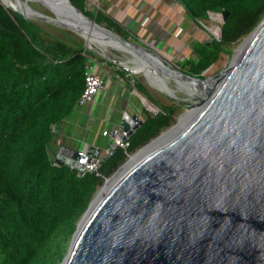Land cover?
<instances>
[{"label": "water", "instance_id": "95a60500", "mask_svg": "<svg viewBox=\"0 0 264 264\" xmlns=\"http://www.w3.org/2000/svg\"><path fill=\"white\" fill-rule=\"evenodd\" d=\"M47 1L38 0L54 16L30 4L35 15L11 8L27 19L72 31L69 21L88 25L159 69L208 84L189 99L167 93L190 110L105 179L61 264H264V18L228 67L198 77L98 23L71 0ZM212 13L222 14V23L229 16L226 8ZM99 53L136 74L125 61ZM143 122L140 114L125 109L119 126L131 138ZM78 159V149L62 144L54 163L82 170Z\"/></svg>", "mask_w": 264, "mask_h": 264}, {"label": "trees", "instance_id": "16d2710c", "mask_svg": "<svg viewBox=\"0 0 264 264\" xmlns=\"http://www.w3.org/2000/svg\"><path fill=\"white\" fill-rule=\"evenodd\" d=\"M90 18L126 39L130 32L86 0H71ZM193 20L210 12H229L219 39L200 47L196 63L187 62L192 76L202 77L223 52L248 36L264 18V0H178ZM133 40V39H132ZM94 58L108 61L76 36L50 34L39 22L23 17L0 0V264H61L72 236L95 192L128 159L177 122L180 103L160 104L133 77L135 88L162 111L143 107V124L130 138L127 152L116 151L100 172L79 177L57 165L49 146L78 108L85 71ZM117 65V64H116ZM119 66V65H118ZM126 77L128 71L118 68ZM143 114V113H142Z\"/></svg>", "mask_w": 264, "mask_h": 264}, {"label": "rangeland", "instance_id": "374dc122", "mask_svg": "<svg viewBox=\"0 0 264 264\" xmlns=\"http://www.w3.org/2000/svg\"><path fill=\"white\" fill-rule=\"evenodd\" d=\"M15 1L19 2L20 4L27 2V4H30L35 10L40 11L49 16H54L53 13L46 6H44L42 3L38 2L37 0H29V1L15 0ZM177 3H179L178 0ZM182 7L183 6H180V8L182 9V10L180 9L181 11L177 10V14L179 13L177 15V32L172 33L174 34V36H176L175 39L174 36L169 37V34L168 37H166L165 35L166 24L163 26L161 24L158 25V23L156 25L154 24V22L158 21L159 18H161V13L160 16L156 14L155 18L152 19L153 21H149L151 19L150 15L147 16L146 19L144 16L139 15L138 19L140 21L136 20L135 25L131 29L127 28V22L123 24L125 28L130 32V38L131 40L133 39L132 41L146 45L150 50H154L158 52L163 57V59L170 65L174 66L177 69H181L184 72H189L188 70L189 67L186 66V63L197 62V59L199 58L200 47L202 46V44H204L205 42H211L213 39H219L221 37L219 27L222 25L223 17L222 14L218 16L217 15L218 13L217 14L210 13L208 17L203 18L204 21L193 20L185 11V9ZM97 9L99 8L97 7ZM97 9L94 10L96 11ZM36 22H39L50 34L54 36L63 37L64 34L67 33L69 35H73L81 38L84 41V44L86 43L85 39L82 36H80L79 34L68 28L59 25H53V24L41 22V21H36ZM161 27L164 28V30H161L162 29ZM216 28L218 30L217 33L215 31ZM168 29H170L169 26L167 27V30ZM203 31H204V35H203ZM141 33L143 34L140 35ZM246 37L241 38L240 40L235 42L232 46H228L227 49L230 52L228 51L223 52L220 56V59L214 65H212L208 70H206L202 77L213 76L222 69L228 67L233 61L234 54H237L239 52V48L241 47V44L244 42ZM169 41L171 42L169 43ZM88 46H91L94 49V51L99 55H101L99 53L100 51L102 53H105L112 59H117L119 61H122V60H128L130 58V55L121 52L111 46H103L99 44H89ZM93 60L96 61L95 62L96 67L98 69H101L102 73H104L105 75L109 74L112 76L113 74H115V68L112 67V65L106 63L105 61L98 60L97 58H94ZM116 67L118 69L121 66L116 65ZM131 69L134 72H136V74L128 72L129 73L128 75L123 74L126 77L123 78L121 76L116 77L117 83H120L119 91L115 95L111 96V98H109L106 114L104 116L105 118L96 120V122L94 123V127L92 128L88 136V140H87L88 144H95L96 146L101 147L103 150L106 149L110 142V138L103 136L101 134L103 132L105 125L109 129H113L114 127L118 126L122 118V110L123 109L128 110L127 103L129 101H131L135 105L134 109L137 108L143 109V107L146 109L140 96L145 97L148 103L152 102L147 96H145L140 91L137 90L140 94L134 92L136 88L133 77L136 78L138 82H141V84L145 87L148 93H150L151 96H153L155 98V101H157L158 103L164 104V103H169L171 100H173L167 93L159 90L158 88H155V86H152L148 82V80H146L144 74L138 69H136V67L132 66ZM109 86H110L109 81H106V87L108 88ZM171 86L177 87L174 81H171ZM113 91H115L114 88ZM177 92L179 97L189 99V95L185 91L178 90ZM101 97L102 100H105L106 98V96H102V95L100 96V98ZM151 106L153 105L149 104V108ZM182 106L183 107L179 110L177 118L181 114H183L188 108H191V107H187L186 105H182ZM86 109L87 106H80L78 107L77 110L85 111ZM142 113L140 115L144 118L145 114L143 111ZM63 131L64 133H68L69 134L68 136H71L72 134L74 136L73 139H70L69 142L65 145H71L73 148H82L84 146L85 143L83 144V141H81V139H79L76 135L79 133L74 132V125H72L71 123H67ZM49 147H50L49 150L51 155H53L55 158V154L56 155L58 154L60 145L58 147L56 146L55 142H52ZM98 190L95 192V194L98 192Z\"/></svg>", "mask_w": 264, "mask_h": 264}, {"label": "crops", "instance_id": "0c3cea01", "mask_svg": "<svg viewBox=\"0 0 264 264\" xmlns=\"http://www.w3.org/2000/svg\"><path fill=\"white\" fill-rule=\"evenodd\" d=\"M174 1V2H172ZM87 6L89 9L100 11L101 13L107 15L110 19H112L115 23L124 26L123 23H129L133 20L140 21L138 19L139 15H142L147 18V16H151V19L149 21H153L152 19L155 18L156 14L160 16L158 21L154 22L156 25H165L166 24V37H173V32H177V10L181 11L180 4L177 3V0H86ZM178 4V5H177ZM178 6V7H177ZM181 9V10H180ZM143 17V18H144ZM142 18V19H143ZM170 27V29L167 30V27ZM125 27V26H124ZM162 28V27H161ZM161 30H164L162 28ZM160 31V30H159ZM141 33L140 35H142ZM204 35V31H203ZM176 36H174V39ZM164 41V40H163ZM162 42V41H161ZM171 41H169L170 43ZM177 54V51H176ZM112 67L115 68V74L106 75L105 78L107 81H109L110 86L105 88V90L95 97L94 101L85 105L87 106V109L85 111H79L75 110V112L72 114L74 116L71 117L65 121V123L57 129L56 136L53 142H55L56 146L59 147L62 144H67L70 139H73V134L71 136H68V133H64L63 129H65L67 123H71L74 125V132H77L79 134H76L81 141H83L84 146L82 148H75V149H85L89 148L91 145L96 146L95 144H88V136L92 128L94 127V123L96 120L105 118L107 104L109 98L111 96L115 95L119 91V84L117 83V67L116 65H112ZM123 78V77H122ZM113 88L115 91H113ZM106 96L105 100H102V97L100 96ZM129 105H131V110L135 107V105L129 101ZM80 107V106H78ZM78 109V108H77ZM124 109L122 110L123 115ZM107 128L106 125L104 129ZM103 129V130H104ZM109 129V128H108ZM102 134V133H101ZM103 135V134H102ZM104 136V135H103ZM71 137V138H70ZM110 138V141L112 140L110 136H106ZM53 158L54 156L51 155ZM56 158V154H55ZM54 158V160H55Z\"/></svg>", "mask_w": 264, "mask_h": 264}, {"label": "bare ground", "instance_id": "6f19581e", "mask_svg": "<svg viewBox=\"0 0 264 264\" xmlns=\"http://www.w3.org/2000/svg\"><path fill=\"white\" fill-rule=\"evenodd\" d=\"M4 1H6L10 7L13 4L15 7H17L18 9H20L21 11L25 12L28 15L34 14L33 10H31L27 7V5H28L27 2L20 4L19 2L15 1V0H4ZM39 1H42V0H39ZM43 1H47V0H43ZM69 22L71 24L70 27L77 34H79L80 36H82L85 39L87 45L99 44V45H103V46H111V47H113V48H115L121 52H124V53L130 55V58L128 60H122V61H125L124 64L129 65L130 68L132 66L136 67V69H138L139 71H141L144 74V76L146 77V80H148V82L152 86H155V88H158L159 90H161L165 93L178 96L177 91L180 90V91H185L187 94L196 95L195 92L202 93L201 88L206 89L208 87L207 83L202 84V86H200L199 83H197L195 81H184L183 77H181L179 75L170 74L163 69H159L154 64L152 65V64H150L149 61H146L145 59L141 58L135 49L121 45L119 42L112 39V37L107 36V34H105V33L97 31V29L95 30L93 27H89L88 25H80V24L76 25V24H74V21H69ZM219 29H220V27H219ZM215 31H216V33L218 32L217 28L215 29ZM241 47L239 48V51H240ZM139 71H137V72H139ZM171 81H174L176 83L177 87L171 86ZM145 101L148 103V101L146 99H145ZM148 104H150V103H148ZM189 110H190V108H189ZM183 118L184 117H182V120H183ZM142 151H140L136 155H133L130 163L133 162L135 159H138L137 157L142 153ZM110 181L111 180H109L108 183H110Z\"/></svg>", "mask_w": 264, "mask_h": 264}, {"label": "built area", "instance_id": "2783aa9c", "mask_svg": "<svg viewBox=\"0 0 264 264\" xmlns=\"http://www.w3.org/2000/svg\"><path fill=\"white\" fill-rule=\"evenodd\" d=\"M217 15L219 16L221 14L218 13ZM135 23V20H133V23H127V28H133ZM95 62L96 61L94 60L92 63H89L87 65V69L85 71V88L80 98L78 99V106H85L93 102L95 97L101 94L106 88V75L102 73L101 69H98L96 67ZM134 92L140 94L137 89H135ZM127 104L128 110H130L131 112H135L138 114L142 113L141 108H133L131 110V105H129L130 103L128 102ZM148 110L152 111L155 114L162 111V109L156 104H153V106H151L150 108L148 107ZM52 129L56 133L57 128L53 126ZM102 134L104 136H110L113 144L110 148H106L104 150L101 147L95 146L91 154L88 153L89 148L81 150L78 149L79 159L77 161L84 166L82 170L75 169L79 177H83L86 173H95L98 176H102V173L100 172L102 163L109 157H111L117 150L123 149L127 152V149L130 147V138L128 137L129 132L124 131L119 125L114 127L113 129H104ZM123 136L127 138L123 139ZM95 153L97 155H95ZM129 156H131V154H129L128 157Z\"/></svg>", "mask_w": 264, "mask_h": 264}]
</instances>
